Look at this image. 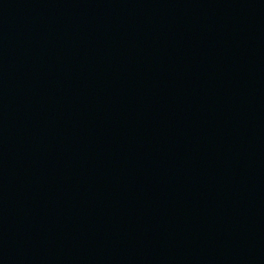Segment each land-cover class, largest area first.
<instances>
[{
	"label": "water",
	"instance_id": "95a60500",
	"mask_svg": "<svg viewBox=\"0 0 264 264\" xmlns=\"http://www.w3.org/2000/svg\"><path fill=\"white\" fill-rule=\"evenodd\" d=\"M0 264H264V0H0Z\"/></svg>",
	"mask_w": 264,
	"mask_h": 264
}]
</instances>
